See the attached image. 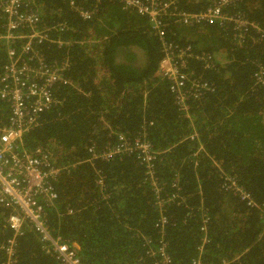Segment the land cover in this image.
Returning a JSON list of instances; mask_svg holds the SVG:
<instances>
[{
	"label": "trees",
	"instance_id": "trees-1",
	"mask_svg": "<svg viewBox=\"0 0 264 264\" xmlns=\"http://www.w3.org/2000/svg\"><path fill=\"white\" fill-rule=\"evenodd\" d=\"M212 2L182 0L181 5L199 11ZM38 3L43 25L65 22L71 30L63 32L72 39L68 48L48 42L38 47L48 62L69 58L73 85L54 90L60 103L41 115L25 146L42 147L57 166L68 167L54 182L58 200L48 220L75 247L81 264H156L147 250L163 236L172 264H191L204 215L209 239L203 264H264V88L254 79L264 65V0L227 6L262 29L250 28L240 44L230 24L171 26L168 40L190 43L216 61L211 68L189 62L213 90L189 100L188 116L157 75L163 52L148 18L118 0H74L75 10L70 0ZM79 7L93 11L91 18L81 17ZM3 24L0 19V33ZM6 60L0 41V76ZM8 115L0 100V124ZM111 130L132 139L145 132L161 151L154 161L161 198L177 194L164 204L165 224L137 153L76 164L89 156V145L103 150L114 144ZM229 181L242 186L255 205L229 188ZM8 212L0 207V246L12 233L5 226ZM17 253V264H58L29 230L19 238ZM5 259L0 248V264Z\"/></svg>",
	"mask_w": 264,
	"mask_h": 264
},
{
	"label": "built area",
	"instance_id": "built-area-1",
	"mask_svg": "<svg viewBox=\"0 0 264 264\" xmlns=\"http://www.w3.org/2000/svg\"><path fill=\"white\" fill-rule=\"evenodd\" d=\"M118 1L124 9L148 18L152 30L161 41L163 52L157 75L167 81L178 109L187 116L190 112L189 100H201L204 93L213 90L210 83L193 74L189 62L198 60L204 67L211 68L216 61L212 54L199 51L190 43L179 45L168 40L171 26L230 24L239 44L252 27L262 33L255 22L227 10L229 4H235L238 0H213L199 11L185 9L181 5L182 0ZM70 6L75 10L74 0H70ZM39 7L38 0H0V19L4 20L0 41L6 46L7 55L0 76V100L9 107L6 123L0 124V207L9 211L5 226L12 232L0 248L6 254L5 264H17L19 238L29 230L36 235L46 252L55 257L58 264H81L75 247L61 234L55 233L48 220V210L58 200L54 182L68 167L57 166L52 154L42 147L30 151L25 146L26 135L40 124L41 115L60 103L54 90L60 86L73 85L67 74L69 58L48 62L38 47L48 42L59 48H68L72 39L65 38L63 32L71 30H68L65 22L43 25ZM76 10L85 19L91 18L93 14V11L82 7ZM52 32H56L57 36L51 35ZM254 79L256 84L264 88V65L258 67ZM113 133L117 136L114 144L108 143L111 146L103 150L89 145V156L76 164H93L97 159L111 160L124 153H137L154 187L160 221L165 224L167 216L164 204L176 198L177 194L167 199L161 198V186L154 165L161 151L146 137L145 132L133 139L125 133L111 130ZM97 181L103 184V176L99 175ZM236 183L229 181V188L246 199L248 204L255 205L250 195ZM173 186L178 188L176 180ZM261 212L264 217V206H261ZM206 224L207 217L204 215L200 227L201 242L197 246L199 252L191 264H203L202 253L209 239ZM168 247V241L163 236L156 246L149 247L147 253L155 259L156 264H172L173 258Z\"/></svg>",
	"mask_w": 264,
	"mask_h": 264
},
{
	"label": "clouds",
	"instance_id": "clouds-1",
	"mask_svg": "<svg viewBox=\"0 0 264 264\" xmlns=\"http://www.w3.org/2000/svg\"><path fill=\"white\" fill-rule=\"evenodd\" d=\"M5 64V63H4Z\"/></svg>",
	"mask_w": 264,
	"mask_h": 264
}]
</instances>
